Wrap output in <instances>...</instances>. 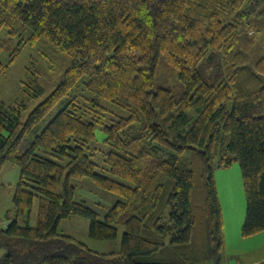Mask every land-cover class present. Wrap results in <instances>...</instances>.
Segmentation results:
<instances>
[{"label": "trees", "instance_id": "obj_1", "mask_svg": "<svg viewBox=\"0 0 264 264\" xmlns=\"http://www.w3.org/2000/svg\"><path fill=\"white\" fill-rule=\"evenodd\" d=\"M0 31V77L39 49L0 98V176L21 169L0 264H223L215 170L235 161L243 235L264 231V0H0ZM84 178L123 199L100 218L75 199ZM74 215L95 239L122 226L119 249L60 231Z\"/></svg>", "mask_w": 264, "mask_h": 264}, {"label": "rangeland", "instance_id": "obj_2", "mask_svg": "<svg viewBox=\"0 0 264 264\" xmlns=\"http://www.w3.org/2000/svg\"><path fill=\"white\" fill-rule=\"evenodd\" d=\"M5 37V32L0 31V40ZM16 43L12 42L10 46L14 48ZM257 44H261V48H258L260 50L258 55H264V34L259 35ZM37 54H39L38 47L24 45L16 60L8 66L6 72L0 77V98L3 101L11 103L19 97V85L24 79L25 69L30 60ZM10 55L11 52L5 50L0 54V59L3 62H9ZM39 100L35 99L28 103L23 114L24 119ZM97 132V138L102 141L105 136L104 133L101 130ZM20 176L21 169L19 166L11 162H6L3 165L0 176V259L7 251L5 244L7 241L3 238L2 229L9 222L6 218L7 211L14 208L13 197ZM215 180L225 224L226 241L223 264H227L229 261H232L233 264L238 262L241 264H262L264 262V231L252 236H244L242 232L247 213V197L239 162L235 161L230 166L217 168ZM73 183L77 186L75 199L86 201L90 207L99 213L100 218H103L116 202L123 199L122 195L96 185L90 178L74 180ZM39 206L40 199L36 198L31 215L22 217L21 221L25 223L28 219L30 225H36ZM59 229L84 241L90 248L98 252H110L119 249L124 231L123 227L119 226V235L116 239H95L89 233L90 220L79 215L61 221Z\"/></svg>", "mask_w": 264, "mask_h": 264}, {"label": "crops", "instance_id": "obj_3", "mask_svg": "<svg viewBox=\"0 0 264 264\" xmlns=\"http://www.w3.org/2000/svg\"><path fill=\"white\" fill-rule=\"evenodd\" d=\"M225 241H226V236H225ZM231 263H232V261H229L227 264H231ZM237 264H241V263L238 262Z\"/></svg>", "mask_w": 264, "mask_h": 264}, {"label": "water", "instance_id": "obj_4", "mask_svg": "<svg viewBox=\"0 0 264 264\" xmlns=\"http://www.w3.org/2000/svg\"><path fill=\"white\" fill-rule=\"evenodd\" d=\"M263 264H264V262H263Z\"/></svg>", "mask_w": 264, "mask_h": 264}]
</instances>
